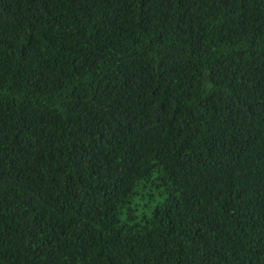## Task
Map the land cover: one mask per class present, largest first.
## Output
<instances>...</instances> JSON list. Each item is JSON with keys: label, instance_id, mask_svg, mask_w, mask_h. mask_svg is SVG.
Returning <instances> with one entry per match:
<instances>
[{"label": "trees", "instance_id": "obj_1", "mask_svg": "<svg viewBox=\"0 0 264 264\" xmlns=\"http://www.w3.org/2000/svg\"><path fill=\"white\" fill-rule=\"evenodd\" d=\"M0 264H264V0H0Z\"/></svg>", "mask_w": 264, "mask_h": 264}]
</instances>
